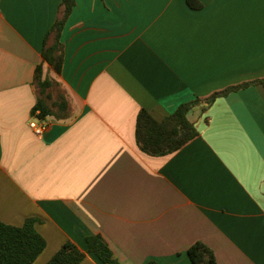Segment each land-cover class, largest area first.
<instances>
[{
	"label": "crops",
	"instance_id": "crops-1",
	"mask_svg": "<svg viewBox=\"0 0 264 264\" xmlns=\"http://www.w3.org/2000/svg\"><path fill=\"white\" fill-rule=\"evenodd\" d=\"M74 0L60 74L42 60L60 0H0V221L35 219L45 264L69 240L101 236L116 264H264V85L196 106L197 136L141 152L136 115L264 78V0ZM55 77L71 116L28 127L33 74ZM202 108L204 110H202ZM80 264H105L85 253Z\"/></svg>",
	"mask_w": 264,
	"mask_h": 264
},
{
	"label": "trees",
	"instance_id": "trees-1",
	"mask_svg": "<svg viewBox=\"0 0 264 264\" xmlns=\"http://www.w3.org/2000/svg\"><path fill=\"white\" fill-rule=\"evenodd\" d=\"M187 6L197 10L198 0H185ZM74 6V0H60L56 17L47 31L41 51L54 76L60 74L63 46L60 42L63 25ZM55 77L42 75V64L36 66L32 85L35 103L31 115L45 116L55 120H66L71 116L69 99ZM252 85H264V78L245 81L214 91L206 97H195L181 103L161 121L155 120L146 110L140 109L136 115L134 138L138 149L149 156H165L182 148L197 136L193 122L187 114L196 106H209L216 98ZM202 110H204L202 108ZM35 219L26 218L21 226H13L0 221V264H32L45 247V240L34 229ZM85 253L94 254L105 264H116L104 239L99 235L86 236ZM85 253L67 240L53 253L45 264H80ZM192 264H216L212 250L201 241L193 242L187 249ZM149 264H154L150 262Z\"/></svg>",
	"mask_w": 264,
	"mask_h": 264
},
{
	"label": "built area",
	"instance_id": "built-area-1",
	"mask_svg": "<svg viewBox=\"0 0 264 264\" xmlns=\"http://www.w3.org/2000/svg\"><path fill=\"white\" fill-rule=\"evenodd\" d=\"M37 113L35 112L34 115L31 116L29 121L27 122V127L38 137H40L44 130L45 126L47 124L46 118L48 116H45L44 118H38Z\"/></svg>",
	"mask_w": 264,
	"mask_h": 264
},
{
	"label": "rangeland",
	"instance_id": "rangeland-1",
	"mask_svg": "<svg viewBox=\"0 0 264 264\" xmlns=\"http://www.w3.org/2000/svg\"><path fill=\"white\" fill-rule=\"evenodd\" d=\"M46 76H48V75H46Z\"/></svg>",
	"mask_w": 264,
	"mask_h": 264
}]
</instances>
